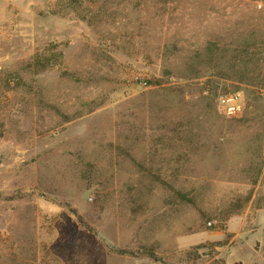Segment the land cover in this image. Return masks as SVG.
Masks as SVG:
<instances>
[{
  "label": "rangeland",
  "instance_id": "rangeland-1",
  "mask_svg": "<svg viewBox=\"0 0 264 264\" xmlns=\"http://www.w3.org/2000/svg\"><path fill=\"white\" fill-rule=\"evenodd\" d=\"M240 262L264 264V0H0V264Z\"/></svg>",
  "mask_w": 264,
  "mask_h": 264
},
{
  "label": "built area",
  "instance_id": "built-area-1",
  "mask_svg": "<svg viewBox=\"0 0 264 264\" xmlns=\"http://www.w3.org/2000/svg\"><path fill=\"white\" fill-rule=\"evenodd\" d=\"M219 103L224 113L228 117H235L239 115L243 110L242 101L240 100L238 95L221 96L219 98Z\"/></svg>",
  "mask_w": 264,
  "mask_h": 264
},
{
  "label": "water",
  "instance_id": "water-1",
  "mask_svg": "<svg viewBox=\"0 0 264 264\" xmlns=\"http://www.w3.org/2000/svg\"><path fill=\"white\" fill-rule=\"evenodd\" d=\"M239 264H242L241 262Z\"/></svg>",
  "mask_w": 264,
  "mask_h": 264
}]
</instances>
